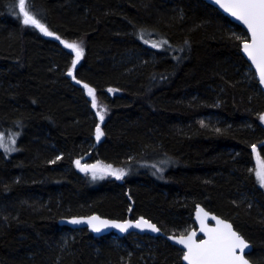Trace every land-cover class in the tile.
Here are the masks:
<instances>
[{
	"label": "trees",
	"instance_id": "obj_1",
	"mask_svg": "<svg viewBox=\"0 0 264 264\" xmlns=\"http://www.w3.org/2000/svg\"><path fill=\"white\" fill-rule=\"evenodd\" d=\"M234 26L203 0H0V134L16 144L10 154L0 151V264H183L181 249L159 236L148 243L135 235L145 242L132 243L129 254L105 243L108 236L80 228L65 246L59 236L67 227L58 219L89 211L121 218L130 211L171 230L192 222L199 202L230 219L252 242L250 255L264 264V207L250 202L247 172L248 142L256 140L264 160V93L252 75L241 76L247 61L242 40L230 35ZM134 30L140 43L158 45L170 61L128 65L124 73V46L139 44ZM67 36L83 45L72 77L60 73L66 61L60 49L70 57L69 69L73 60ZM91 83L124 91L110 99ZM89 86L108 113L101 157L147 173L126 179V187L110 179L96 186L100 179L94 184L90 175L63 170L86 144ZM215 98L223 105L222 129L194 131L188 118ZM58 151L61 160L50 162ZM32 201V208L25 205Z\"/></svg>",
	"mask_w": 264,
	"mask_h": 264
},
{
	"label": "rangeland",
	"instance_id": "obj_2",
	"mask_svg": "<svg viewBox=\"0 0 264 264\" xmlns=\"http://www.w3.org/2000/svg\"><path fill=\"white\" fill-rule=\"evenodd\" d=\"M211 6L216 8L213 5H211ZM5 9H6V15L10 16V18L13 19L14 21H16L17 24L24 27L26 29V31H29L31 33H35L39 36L41 35L37 31H35L31 26H28V23L25 22L27 20L26 18L21 19L16 14L11 16L8 14L7 8H5ZM236 25L237 26H234L233 30L230 32V35L234 36L239 41L246 40L247 36L245 35V31L243 32L242 31L243 28L241 26H239L238 24H236ZM139 28L153 29L154 27H152V26H141L140 27L139 26ZM51 29L54 31L56 30L55 27H53V26H51ZM41 30L43 31L44 34H46L48 36L51 35L49 30H47V29L45 30L44 28H41ZM67 37L70 40H67L68 42H66V44H68V46L70 47V49L73 53V60H72V65L69 69L68 68V60L70 59V57L67 53H65L64 51H62L60 49V51H61L60 53L66 58V61H67V62L65 61L64 64L62 63L61 68H60L61 69L60 73L64 77H71L68 74V72L69 71L74 72L73 68L79 62V60L82 56L83 45L80 42V38L78 39L76 36H67ZM133 39L136 41L139 40V34H138L137 30L133 31ZM154 46H153V43H150V45L148 47V46L143 45L140 42H139L138 46L137 45H129L128 47L124 46V54L127 57V59H126V62H124L123 67H122L123 72L126 73L125 68L128 67V65L132 66L129 68V70H133L141 64H150V65L156 64L157 66H162L164 64V61L169 62L170 61L169 55L166 54L165 52H162L158 45H154ZM240 52H241V49H240ZM85 53H86V51H85ZM123 60L124 59L120 57V63ZM134 62H136V64H134ZM120 71H121V69H120ZM240 71H241L242 77H245V78L248 77V79H249V75H252V78L254 80H257L256 74L254 73L252 67L248 63L245 64L244 67L241 68ZM79 75L80 74L77 73L76 77L83 80V81L88 82L87 80L82 79ZM91 86L94 87V89H96V90L98 88L101 89L104 96L109 97L110 99H112L116 95H118V96L121 95L122 92L124 91L119 87L116 88L113 86L98 87L92 83H91ZM94 89H92L90 86L84 88L86 95L88 96L89 99H91V103L89 104L88 101L83 98L85 101L88 117L92 121L90 124V130L87 133L88 136L87 135L85 136L84 142H86V144H84V149H81L80 151L77 150L75 153L71 154V157L69 158L68 167H66V165L62 166V167H63V170H66L67 172L71 171V170L74 171L81 178H82V176L84 177L85 175H90L91 180L94 184H95V182H97V181H95L96 179H100L98 181V183L96 184V186L101 184L103 182V180L110 179V180L115 181L117 183H121V184L123 183L126 187L127 186L125 184L126 179H134V177L140 178V177H143L144 175H147V173L144 170H136L135 169V170L129 172V170L126 171L127 169H120V168L114 166V161L112 162V161H109L108 159L101 157L100 145L108 137L106 130H105L106 128L104 126V124L106 123L104 120L106 119L108 113H107L106 108H104L101 104H99L98 102H96L94 100L93 97L95 94L93 92L96 91ZM80 92H81V95H83L82 90ZM214 102L216 105L215 104L213 105V103H212L208 107H206V110H203L202 113L188 118L189 120H187V121H189V124L193 125V127H195V128H193L194 131H196V129H200V130H204V131L219 132L222 129V126L220 123L221 115L218 112V110L221 107H223V105H222V103H220V101L217 98H215ZM90 105H91V108H92L95 116L91 112ZM95 120H96V126H95ZM259 121L261 122L262 127L264 129V112L259 115ZM103 122H105V123H103ZM6 123H8V122H6ZM244 124L250 125L249 127L252 128V130H253L254 126L248 120H244ZM5 125H7V124H5ZM8 136H9V134H7V133L5 135L0 134V151L3 154H10L11 152H14L16 150L15 149L16 144H14L13 141H11V140H15L14 137H8ZM52 147L54 148L55 146H52ZM247 151L249 153L248 154L247 172L250 174V176L253 180V185H254V192H252V194L250 195L252 198V199H250V202H252L253 200L257 201V203L259 204L258 206L263 208L264 204L262 203V199H264V194H263L264 193V160L261 157L260 150L258 151V149L256 148V140L248 142ZM61 156H62V153H60L58 151L56 153V155L52 156L50 162L58 163L61 160ZM134 157H136V155H134V154L133 155L130 154V156H127V158H131V159ZM238 159H241V158H238ZM125 192H127V196H129L128 195V193H129L128 189L125 190ZM129 199L132 201L130 196H129ZM32 202L33 203L29 202L30 204L28 202L27 203L25 202V205L32 208V206L35 205V202L34 201H32ZM198 204L203 206L206 210L211 211L208 208V206H206L205 204L200 203V202ZM0 208H2V205H0ZM0 211H2V210H0ZM147 219H149V217ZM188 219L189 218L184 219L183 223H179L177 227H174L171 230L166 229L165 227H162L159 223H155V224L166 233L185 234L189 231V229L193 228V226H194V223L190 222V219L189 220ZM227 220H229L232 223V221L230 219L227 218ZM232 225H233V223H232ZM233 227L238 232V234L241 237H243V239L248 244H250V246H251V248L247 252H245L244 255L253 264H258L256 262V259L254 258V256L250 255L252 248H253L252 242H250L248 240V238L241 232L240 229H238L234 225H233ZM75 230H80V228L67 227V228L62 229V231L60 232L59 238L61 239V242L63 245L66 246L67 243L70 240H72L73 235H74L73 233ZM135 235L146 236L147 238L144 240H148V243H150V242L154 243L156 241L155 238L158 237V236H152L148 233L139 234V233L131 232V233L124 234L122 236L113 233V234L108 235V238L106 239L105 243H107L108 245H111L117 251H118V249H125L130 254V252H132V250L130 249L129 246L132 245V243L134 246H136V245L142 246L141 242L144 241V240L140 239L139 237H136ZM127 237H129L128 243L126 242ZM159 237H161V236H159ZM182 253H183V251L181 252V255H182ZM120 260L124 263L123 258H120Z\"/></svg>",
	"mask_w": 264,
	"mask_h": 264
},
{
	"label": "water",
	"instance_id": "obj_3",
	"mask_svg": "<svg viewBox=\"0 0 264 264\" xmlns=\"http://www.w3.org/2000/svg\"><path fill=\"white\" fill-rule=\"evenodd\" d=\"M215 6L232 22L241 26L247 39L240 43L241 53L256 74L264 92V0H203ZM68 74L72 76L73 72ZM193 228L185 234L164 233L151 220L112 219L98 214L64 216L58 224L71 228L86 227L94 236L113 231L148 233L163 236L170 244L183 251V264H253L244 253L251 246L234 229L232 223L198 204L193 213Z\"/></svg>",
	"mask_w": 264,
	"mask_h": 264
},
{
	"label": "flooded vegetation",
	"instance_id": "obj_4",
	"mask_svg": "<svg viewBox=\"0 0 264 264\" xmlns=\"http://www.w3.org/2000/svg\"><path fill=\"white\" fill-rule=\"evenodd\" d=\"M131 210V209H130ZM195 210V209H194ZM93 213H95V214H98L96 211H92V212H86V213H84V214H76V215H88V214H93ZM193 213H194V211H193ZM98 215H100V214H98ZM70 216H73V215H70ZM100 216H103V215H100ZM139 216H142V215H138V216H134V215H132L131 214V212L130 211H127L126 213H125V215L123 216V217H121V218H119V217H108V216H103V217H107V218H112V219H121V220H123V219H136V218H138ZM143 217H145V216H143ZM145 218H147V217H145ZM191 221L194 223V221H193V214H192V217H191ZM153 223H155V222H153ZM83 229H85L87 232H89L88 230H87V228L86 227H84ZM162 230V229H161ZM163 231V230H162ZM164 232V231H163ZM93 237H95V238H97L96 236H94L91 232H89ZM113 233H115V232H113V231H111V232H109L108 234H106V235H103V236H108V235H110V234H113ZM164 233H166V232H164ZM116 234V233H115ZM118 235V234H117ZM158 236H160V235H158ZM98 237H101V236H98ZM162 238H164L163 236H161Z\"/></svg>",
	"mask_w": 264,
	"mask_h": 264
}]
</instances>
